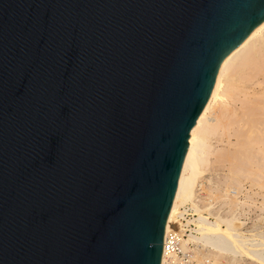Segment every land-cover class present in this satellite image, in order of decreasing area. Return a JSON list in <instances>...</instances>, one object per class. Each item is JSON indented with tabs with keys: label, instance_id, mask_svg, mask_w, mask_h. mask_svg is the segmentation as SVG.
I'll return each mask as SVG.
<instances>
[{
	"label": "water",
	"instance_id": "water-1",
	"mask_svg": "<svg viewBox=\"0 0 264 264\" xmlns=\"http://www.w3.org/2000/svg\"><path fill=\"white\" fill-rule=\"evenodd\" d=\"M264 0H0V264H161L189 132Z\"/></svg>",
	"mask_w": 264,
	"mask_h": 264
},
{
	"label": "bare ground",
	"instance_id": "bare-ground-1",
	"mask_svg": "<svg viewBox=\"0 0 264 264\" xmlns=\"http://www.w3.org/2000/svg\"><path fill=\"white\" fill-rule=\"evenodd\" d=\"M215 140L227 144L226 150L215 145L217 150L214 151ZM211 155L215 156L214 162ZM212 163L219 165L212 166ZM212 170L224 175V178L213 177L215 191L209 190L210 194L211 191L217 193H214L215 200L223 198L220 207L229 208L227 214L216 212L219 206L216 211L212 210L211 206L218 202L214 203L211 197L203 201L206 208L196 203L197 186L206 171ZM202 184L200 187L205 185ZM190 203L197 212L193 221L199 224L201 235L182 237L181 246L191 240L196 242L197 248L205 247L206 257L212 260L202 259L195 252L194 257L203 260L199 259L200 264H234L233 260L237 262L246 256L264 264V21L225 57L218 69L204 111L189 132L165 233L171 229L183 232V226L176 228L174 219L178 210ZM251 211L258 212V218L255 217L253 226V222L248 226ZM212 216L215 220L208 219ZM183 218L186 222L189 219L185 215ZM200 252L202 250L198 249ZM161 264H171L165 253H162Z\"/></svg>",
	"mask_w": 264,
	"mask_h": 264
},
{
	"label": "built area",
	"instance_id": "built-area-1",
	"mask_svg": "<svg viewBox=\"0 0 264 264\" xmlns=\"http://www.w3.org/2000/svg\"><path fill=\"white\" fill-rule=\"evenodd\" d=\"M197 200H201L200 197L204 196V192L202 191V188L197 187ZM199 205H203L204 203L201 201L197 202ZM182 213L187 218H190V216H197L195 212L193 211L192 204L185 205L181 207ZM184 221L183 225V232L177 230V229H171L167 233H164L163 238V245H162V253H165L168 255V259L171 264H195V242L188 240L185 242L184 247L181 246V238L188 239L189 234H193L194 236H199L201 233L198 230V225L195 224V222L187 223L186 219L181 218ZM208 219H212L208 218ZM176 257V258H174Z\"/></svg>",
	"mask_w": 264,
	"mask_h": 264
},
{
	"label": "rangeland",
	"instance_id": "rangeland-1",
	"mask_svg": "<svg viewBox=\"0 0 264 264\" xmlns=\"http://www.w3.org/2000/svg\"><path fill=\"white\" fill-rule=\"evenodd\" d=\"M258 82H259V81H258ZM219 136H220V135H219ZM219 136H217V137H219ZM216 141H217V140L214 141V145H213V150H214V151H215V149H216L218 146L220 147L221 150H223V149H225V147H227V144H224V142H223V143H222V142L219 143V141H217V142H216ZM225 143H226V142H225ZM215 145H216L217 147H216ZM222 146H223V147H222ZM219 147H218V148H219ZM220 149H218V150H220ZM216 150H217V149H216ZM225 150H226V149H225ZM225 150H224V151H225ZM214 157H215V156H214ZM214 157H213V155H211V160H212ZM212 161L214 162V159H213ZM213 165L218 166L219 164H216V163L214 164V163H212V166H213ZM216 172H217V171H216ZM216 172H215V170H212V171H206V173H205V175L203 176L202 180H200V183H199V185H198L199 187L201 186L202 183L205 184V185L202 184L203 186L200 187V188H203V187H204V189H205V190L202 189V191L204 192V196H203V197H200V198H201L202 202H203V201L206 202V201L211 197V199L214 200V203H215V202H218V203H219V205H218V203H216V204H214V206H211V207H213L212 210L217 209L218 206H219V209H218L217 211H216V210H215V211H216V212H219V213H220V212H223V214H227V212L229 211V208H225V206H224V207H223V206L220 207V206L222 205V203H223V198H220V197H219L220 199H219V198H218V199L216 198V200L214 199V196H215L214 193L217 194L216 192H213V191H215V190H214V189H215V186L213 187V183L216 182V179H214V178H215V177L218 178V177H221V176H223V178H224L223 173H221V174H220L221 176H220L219 174L217 175ZM214 174H215V175H214ZM209 175H210V176H209ZM213 177H214V178H213ZM205 178H206V179H205ZM221 178H222V177H221ZM204 179H205V180H204ZM201 181H202V183H201ZM198 186H197V187H198ZM205 186H206V187L209 186V187H207V188H208L207 190H206V187H205ZM210 186L213 187V188H211ZM209 188H210V190L213 189V191H211L212 194H210V190H209ZM207 191H209V193H207ZM196 192H197V191H196ZM205 196H206L207 198H206ZM197 197H198V196H197V193H196V199H195V200L198 202L200 199L197 200ZM208 197H209V198H208ZM212 197H213V198H212ZM216 197H217V196H216ZM203 199H205V200H203ZM206 199H207V200H206ZM221 200H222V201H221ZM196 201H194V202H196ZM219 201H221V202H219ZM197 202H196V203H197ZM197 204H198V203H197ZM220 204H221V205H220ZM198 205H199V204H198ZM199 206H201V205H199ZM202 207H203V208H206V207H205V204H203ZM202 207H201V208H202ZM214 207H215V208H214ZM221 208H222V209H221ZM224 208H225V209H224ZM220 209H221V211H219ZM194 211H195V210H194ZM224 211H226V213H225ZM254 213H255V214H254ZM256 213L258 214V212H256V211H254V212L251 211V212H250V215H249V216H250L252 219L249 217V219H248V221H247V225H248V226H250V224H251L252 222H253V223L251 224V226H253L254 222L257 220L258 216H257ZM263 213H264V212H263ZM195 214L197 215V212H196V211H195ZM229 214H230V212H229ZM253 214L256 215V216H254ZM197 216H198V215H197ZM197 216H195L194 218H189V219H187V223L194 222L193 220H194L195 218H197ZM262 216H263V218H264V215H263V214H262ZM183 217H184V213H182V209L180 208V209L178 210V212L176 213V217H175V219H174V221H175V222H174V225L176 226V228H178V227H182V226L184 225V224H183L184 222H183V220L181 219V218H183ZM255 217H257V218H255ZM253 218H254V219H253ZM212 219L215 220V219H214V216H212ZM249 221H250V222H249ZM253 232H256V231H252V233H253ZM262 232H264V228L262 229ZM262 235L264 236V233H262ZM189 237H190V236H189ZM190 238H191V237H190ZM190 238H189V239H190ZM193 242H194V241H193ZM197 243H198V242H197ZM195 244H196V242H195ZM198 244H201V242L199 241ZM263 247H264V246H263ZM263 247H262V248H263ZM198 249H199V250L201 249L202 252L198 253ZM263 250H264V248H263ZM263 250H261V251H263ZM195 252H196V254H198L200 257H202V259H203V257H204V258L206 257V254H205V253H208V252L206 251L205 247H203V249H202V246H200V248H199V246H198V248H197V244H196V246H195ZM263 253H264V251H263ZM196 254H195V256H196ZM198 255H197V256H198ZM201 255H202V256H201ZM203 255H205V256H203ZM199 256H198V257H199ZM198 257H197V258L194 257V258H195V264H200L199 262H200V260H202L201 258H198ZM206 258H207V259H208V258L210 259L211 257L208 256V257H206ZM206 258H205V259H206ZM247 258H249V259H247ZM197 259H198V260L200 259V260L198 261ZM244 259H247V260H244ZM250 259H251V261H252L253 258H250V257L246 256V257H244L243 259H242V258H241V259L239 258L240 261H239V260H237V262H236V260H233V261H234V264H235V263L238 264V262H239V264H250V263H251ZM210 260H212V259H210ZM242 260H243L244 262H246V263H244ZM197 261H198V262H197ZM202 261H203V260H202ZM231 261H232V260H231ZM208 262H209V260H208ZM249 262H250V263H249ZM253 262H254L255 264H256V263H257V264H262V263H258L257 261H255V259H253V261H252L251 264H254ZM231 264H232V263H231Z\"/></svg>",
	"mask_w": 264,
	"mask_h": 264
}]
</instances>
